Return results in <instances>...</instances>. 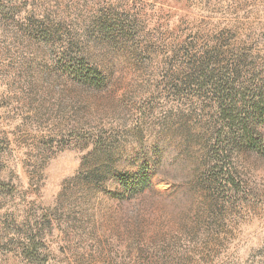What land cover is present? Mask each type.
Segmentation results:
<instances>
[{"label": "rangeland", "instance_id": "374dc122", "mask_svg": "<svg viewBox=\"0 0 264 264\" xmlns=\"http://www.w3.org/2000/svg\"><path fill=\"white\" fill-rule=\"evenodd\" d=\"M225 75L264 92V0H0V264H264V109L220 141Z\"/></svg>", "mask_w": 264, "mask_h": 264}, {"label": "trees", "instance_id": "16d2710c", "mask_svg": "<svg viewBox=\"0 0 264 264\" xmlns=\"http://www.w3.org/2000/svg\"><path fill=\"white\" fill-rule=\"evenodd\" d=\"M64 64L66 72L75 80L96 88H102L106 82L102 71L88 64L78 53L69 57ZM214 86L219 108L218 120L221 123V128L217 131L220 141L259 149L251 124L264 109V92H260L259 87L255 90L238 87V84L226 75L218 78Z\"/></svg>", "mask_w": 264, "mask_h": 264}]
</instances>
